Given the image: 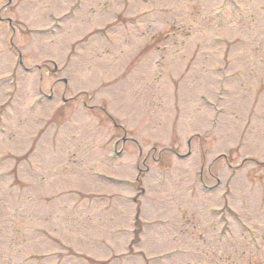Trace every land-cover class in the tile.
Instances as JSON below:
<instances>
[{"label":"rangeland","instance_id":"rangeland-1","mask_svg":"<svg viewBox=\"0 0 264 264\" xmlns=\"http://www.w3.org/2000/svg\"><path fill=\"white\" fill-rule=\"evenodd\" d=\"M0 264H264V0H0Z\"/></svg>","mask_w":264,"mask_h":264},{"label":"trees","instance_id":"trees-1","mask_svg":"<svg viewBox=\"0 0 264 264\" xmlns=\"http://www.w3.org/2000/svg\"><path fill=\"white\" fill-rule=\"evenodd\" d=\"M137 229H139V227ZM137 235H138V231L137 232L135 231V238H137Z\"/></svg>","mask_w":264,"mask_h":264}]
</instances>
